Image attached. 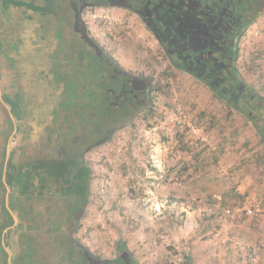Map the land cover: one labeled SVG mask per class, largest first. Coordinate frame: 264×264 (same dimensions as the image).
<instances>
[{
	"label": "rangeland",
	"instance_id": "374dc122",
	"mask_svg": "<svg viewBox=\"0 0 264 264\" xmlns=\"http://www.w3.org/2000/svg\"><path fill=\"white\" fill-rule=\"evenodd\" d=\"M12 1L16 0H0V63L2 52L8 53L0 66V223L6 207L16 215L12 201L17 192L9 185L8 174L17 172L32 153L48 149L20 147L19 133L12 128L22 116L26 121V115L14 111L9 101L19 92L32 91L26 78L17 74V46L29 58L28 51L36 52L35 42L42 36L35 24L41 21L46 28L51 23L58 28L54 15H64L62 0H40L44 15L52 17L40 19L36 13L37 20L30 24L21 11L1 14ZM87 21L93 34L105 45L111 43L109 48L114 45L120 57L131 60L134 50L126 37L133 30L141 45H152L151 37L139 36L143 25L129 15L99 8L87 13ZM19 36L22 38L17 39ZM64 46L68 48L67 43ZM240 49L242 75L264 96V16L249 29ZM66 54L64 51L52 60L53 72L61 76L58 79L50 77L47 65L43 69L48 74L29 77L45 93L40 99L66 93L62 119L72 116L74 107L79 106L74 83L80 71L78 54H69V66L54 65ZM28 61H24L26 65ZM27 67L25 76L33 70V66ZM162 69L153 70L159 73ZM162 85L155 115L149 119L138 116L116 131L112 141L90 148L86 157L91 169L90 200L80 236L103 258L113 259L117 249L125 247L139 264H264V145L253 125L188 75L175 73ZM52 98L40 105L45 122L41 128L47 126V135L58 126ZM193 128H198V134ZM46 134H40V139L37 134L36 143ZM254 207L261 211L258 216L248 213ZM240 209L245 210L238 212ZM3 222L0 227L6 236L4 243L1 239L4 251L0 250V264L65 262V257L58 259L60 249L38 242L17 244L15 240L11 255L7 237L10 233L14 237L13 227L19 221L10 227L7 224L11 221Z\"/></svg>",
	"mask_w": 264,
	"mask_h": 264
},
{
	"label": "flooded vegetation",
	"instance_id": "af4514ba",
	"mask_svg": "<svg viewBox=\"0 0 264 264\" xmlns=\"http://www.w3.org/2000/svg\"><path fill=\"white\" fill-rule=\"evenodd\" d=\"M104 1H114L116 5L102 4ZM25 2L27 5L33 3L42 9L40 11L33 9L34 14H39L38 18L52 17V15H47L49 13L44 15V6L40 0H25ZM140 3L141 0H93L92 2L90 0H62L61 7L64 15H54L57 17L53 19L58 28H55L52 23L46 28L41 21L39 22L41 26L35 24V30L38 34L41 32L42 35L36 42L37 37L33 38L37 45L36 52L28 51V56H30L28 58L22 53L21 46H17L18 56L15 58L18 64L17 74L20 79L26 78V85L32 90H25L24 93L19 92L20 94L18 93L17 96L28 97L35 107L32 109V120L25 125L20 119L16 125H12V128L16 134L19 133L18 136L20 135L19 141H17L20 147L35 149L47 147L48 149L40 154L32 153L17 172L11 171V174H8L7 181L12 182L11 185L16 187L17 192V197L13 199L15 203L12 201V206L16 205V208H13L16 210V215L8 207L5 208V211L9 212L13 225L17 220L19 221L18 225L13 227L15 229L13 242L16 240L17 244L22 241L52 244L55 249H60L58 259L65 257L63 264H118L115 261L118 253L122 252L117 249V256L115 255L113 259L103 258L101 254L95 253L86 245L80 232L83 229L82 222L86 217L90 200L91 169L86 160L87 155L98 145L103 146L112 141L115 132L124 126L129 118H137L149 110V108L145 110L142 105L138 112L135 110V105L140 104L143 98L141 92V89L144 88L143 82L157 81L158 75L168 69V61L159 41L142 20L140 11L144 10H141ZM99 8L114 10L121 15H129V18H137L143 25V28L138 31L139 36L151 37L152 45L150 47L141 45L134 37L138 33L134 30L131 31L126 39L131 42L134 52L127 64L117 55L114 45L109 48L111 43L105 45L93 34L87 21V13ZM76 9L81 12L91 39L99 46L100 54L89 46L82 38V34L76 30ZM25 16L31 17V19L25 18L30 24L37 20V15H23V17ZM16 38L21 39L22 37ZM111 40L113 41V39ZM64 43H67L68 48L64 46ZM64 51H67V54L61 63L54 62L55 66H64L62 63L69 66L68 63H72L69 56L71 52H74V55L78 54L80 58L79 76L74 82L77 86H75L76 93H78V98L76 96L74 98L76 97L79 106L74 107L72 116L62 119L60 112L66 104L68 97H66V93L64 96L56 98L42 96L40 99L37 95L38 85L29 77L35 74L36 78H40L48 74L47 70L43 69L46 65L50 70V77L57 79L61 77L60 74L56 75L53 72L52 60L54 57L58 59ZM141 53L143 54L142 58L139 57ZM27 60L29 61L26 65ZM7 63L9 62L7 61ZM28 65L33 66V70L30 75L25 76L27 69L29 73ZM157 68L163 69L157 73L153 70ZM38 70L40 73H35ZM70 80L72 79L70 78ZM145 88L147 87L145 86ZM145 91L146 89H144ZM96 93H98V97ZM41 94L45 93L42 91ZM43 98L45 99L42 102ZM46 98L54 99V103L52 102V106L55 107L52 108L55 113L54 121L58 122L56 128L54 126L51 128L53 132L49 135L46 134L47 126L41 128L45 122L42 116L43 109H41L43 106L40 107V105L49 103ZM71 99L73 98L71 97ZM119 115H125L126 118L119 126L110 125L109 116ZM66 123L70 126H65ZM27 125L31 127L27 131L32 130L28 139L25 138L28 135L25 129L28 127ZM5 126L7 131L8 124L6 123ZM37 134H39L38 139H40V134H46V138L36 143L37 140L34 137ZM56 146H59V149H56ZM9 217L7 214L3 217L5 224L10 221ZM11 235L12 233L9 237L7 233L8 241H11ZM5 236L4 233L3 243ZM9 250L13 255L15 250L12 249V245ZM58 264H62V261H58Z\"/></svg>",
	"mask_w": 264,
	"mask_h": 264
},
{
	"label": "trees",
	"instance_id": "16d2710c",
	"mask_svg": "<svg viewBox=\"0 0 264 264\" xmlns=\"http://www.w3.org/2000/svg\"><path fill=\"white\" fill-rule=\"evenodd\" d=\"M12 3L25 5L20 1ZM103 3L116 5L114 1ZM26 6L42 10L33 3H26ZM139 6L144 10L140 11L143 22L159 41L168 61L167 71L158 75L157 81L143 82V98L140 104L135 105V110L138 112L141 105L149 110L141 117L149 119L155 115V102L164 90L162 82L179 71L209 89L227 109L247 119L264 145V96L249 84L239 67L240 44L249 29L264 16V0H141ZM7 56L8 53L2 52L4 60ZM3 62L1 60L2 65ZM9 103L14 106V111L20 110L26 115L27 122L33 119L32 109L35 106L28 97L18 95ZM109 118L110 125L119 126L126 116ZM26 121L22 120L25 125ZM29 128H25L26 131ZM27 132L26 139L31 136L32 130ZM6 214L9 217L7 210L3 217ZM10 221L7 227L11 226L12 219ZM2 229L3 226L0 227V245ZM0 250L4 251L2 245ZM118 251L122 252L118 256L116 254L115 263L139 264L134 254L125 247Z\"/></svg>",
	"mask_w": 264,
	"mask_h": 264
},
{
	"label": "water",
	"instance_id": "95a60500",
	"mask_svg": "<svg viewBox=\"0 0 264 264\" xmlns=\"http://www.w3.org/2000/svg\"><path fill=\"white\" fill-rule=\"evenodd\" d=\"M76 12H77L76 13V30L82 34V38L86 41V43L89 44V46L93 47L95 50H97L98 53L100 54L101 52H99L100 51L99 46L95 43V41H93V39H91V37H90V35H89L88 31H87V28L85 26V23L83 21L81 12L77 11V9H76ZM134 118L135 117L129 118L125 122V124L127 122L133 121Z\"/></svg>",
	"mask_w": 264,
	"mask_h": 264
},
{
	"label": "crops",
	"instance_id": "0c3cea01",
	"mask_svg": "<svg viewBox=\"0 0 264 264\" xmlns=\"http://www.w3.org/2000/svg\"><path fill=\"white\" fill-rule=\"evenodd\" d=\"M17 2H22V3H25V5H22V6H16V5H14V3L11 5V4H8V6L7 7H4L5 9H4V11H2V13L1 14H5L6 12H8V10L12 13V14H17V13H19L18 11H21L22 12V14L21 15H35L34 13H33V9H32V11L30 12V13H28L27 14V12H28V10L30 9V8H28L27 6H26V2H25V0H16ZM15 1V2H16ZM31 10V9H30ZM26 17V16H25ZM24 17V18H25ZM27 19H31V17L30 16H28V17H26ZM119 57H120V55H119ZM123 61H125L127 64H129L128 63V61L130 60V59H128V58H126L125 57V55H122V57H120ZM41 92L42 91H40V90H38V93H37V95H38V97L39 96H41L42 94H41ZM12 238H13V236L11 237V242H12Z\"/></svg>",
	"mask_w": 264,
	"mask_h": 264
},
{
	"label": "built area",
	"instance_id": "2783aa9c",
	"mask_svg": "<svg viewBox=\"0 0 264 264\" xmlns=\"http://www.w3.org/2000/svg\"><path fill=\"white\" fill-rule=\"evenodd\" d=\"M193 129H195V128H193ZM197 130H198V128H197ZM196 129L194 130V132H197L196 134H198V131H197ZM200 130V129H199ZM245 209H240V210H238V212H243ZM260 209H258V208H256V207H254V208H251V209H249L248 210V213L250 214V215H252V216H258L259 214H260ZM247 213V212H246Z\"/></svg>",
	"mask_w": 264,
	"mask_h": 264
},
{
	"label": "bare ground",
	"instance_id": "6f19581e",
	"mask_svg": "<svg viewBox=\"0 0 264 264\" xmlns=\"http://www.w3.org/2000/svg\"><path fill=\"white\" fill-rule=\"evenodd\" d=\"M10 244L12 245V249L15 250V246H14L13 238H12V242H10Z\"/></svg>",
	"mask_w": 264,
	"mask_h": 264
}]
</instances>
